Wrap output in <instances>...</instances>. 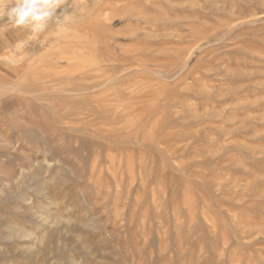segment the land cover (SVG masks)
<instances>
[{
	"label": "rangeland",
	"instance_id": "374dc122",
	"mask_svg": "<svg viewBox=\"0 0 264 264\" xmlns=\"http://www.w3.org/2000/svg\"><path fill=\"white\" fill-rule=\"evenodd\" d=\"M14 3L0 264H264V0Z\"/></svg>",
	"mask_w": 264,
	"mask_h": 264
},
{
	"label": "clouds",
	"instance_id": "9594fccd",
	"mask_svg": "<svg viewBox=\"0 0 264 264\" xmlns=\"http://www.w3.org/2000/svg\"><path fill=\"white\" fill-rule=\"evenodd\" d=\"M61 0H15V3L5 10L7 22L14 27L27 28L36 34L43 31L50 20L57 18ZM71 19L65 15L63 22Z\"/></svg>",
	"mask_w": 264,
	"mask_h": 264
}]
</instances>
